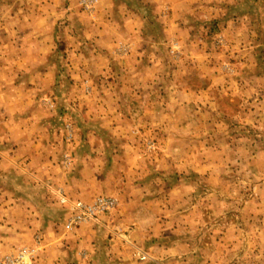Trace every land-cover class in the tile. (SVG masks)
<instances>
[{
	"label": "crops",
	"instance_id": "1",
	"mask_svg": "<svg viewBox=\"0 0 264 264\" xmlns=\"http://www.w3.org/2000/svg\"><path fill=\"white\" fill-rule=\"evenodd\" d=\"M135 1L0 0V256L264 264V181L241 199L203 182L233 169L222 120L264 102V0ZM56 191L115 207L68 227Z\"/></svg>",
	"mask_w": 264,
	"mask_h": 264
},
{
	"label": "rangeland",
	"instance_id": "2",
	"mask_svg": "<svg viewBox=\"0 0 264 264\" xmlns=\"http://www.w3.org/2000/svg\"><path fill=\"white\" fill-rule=\"evenodd\" d=\"M117 1L120 3L121 0H117ZM133 1L136 2L135 0ZM253 1H256V0H253ZM202 20H205V19H202ZM148 22L150 23V27L152 28L154 24L153 20L152 19L150 21L148 20ZM205 22L209 23L208 31L210 33H207V35L209 34L214 35L215 31H210V30L215 29L214 24H213L215 20L210 21V22L209 21H205ZM60 28L65 29L66 25L61 24ZM63 31L64 30H61L60 33H62ZM154 34L158 35V31L155 30ZM197 85H200L199 82H197ZM260 100H261V97H259V99L255 103L259 102ZM220 105L223 107L225 106V108H229V112H231L232 109H234L237 112L239 108L241 107L242 102L232 103V104L231 103L229 104L221 103ZM251 105H252L251 116L254 114L253 116L254 119H251V118H250L251 120L249 119L250 125H245V123H242L241 121L231 122L228 119L222 120L224 121V123H226L225 124L226 128L220 131L218 135L220 137H224L225 140L226 138H228V145H229L228 149L233 151L236 157H235V160H232L234 162L232 163L233 169L231 171L230 177L229 175L225 174L224 176H222L223 178L222 180L221 176L215 177V178L211 175L204 176V179H203L204 184H208V186H213L214 184L218 185V187L215 188L216 191H214L215 192L214 194L217 199H226L227 195H230V197H233L234 199H241L242 197H254V195L258 193L254 190V187H249V186L244 187V185H247L246 183L248 182H250L251 184H254V183L264 181V160L262 161L258 160L255 164L250 165L251 172H254L251 174V176L249 175L250 170L244 171L242 169L243 166L245 168L246 167L249 168L248 163H250L252 159L247 158V156H252L256 152L257 153L264 152V102L257 104L258 108L253 107L254 106L253 102L251 103ZM246 109H249V108H246ZM253 109L254 110L257 109L258 111L255 112ZM68 135H70L71 137L68 138ZM71 139H72V135L70 134V132H67L65 140L67 142H70ZM225 144L226 142L223 145ZM148 148L150 150L151 146H148ZM243 153H247V155L243 156L242 155ZM249 154H252V155H249ZM228 184H231V186H229V189L227 188ZM225 208H227V206ZM146 257L147 259H149L148 256ZM137 261H140V260L137 259Z\"/></svg>",
	"mask_w": 264,
	"mask_h": 264
},
{
	"label": "built area",
	"instance_id": "3",
	"mask_svg": "<svg viewBox=\"0 0 264 264\" xmlns=\"http://www.w3.org/2000/svg\"><path fill=\"white\" fill-rule=\"evenodd\" d=\"M71 136L68 135V138ZM58 204L64 208L68 214L67 226L75 227L85 222L96 221L101 215L108 214L115 207L113 199L97 197L92 203L85 204L81 201L71 200L59 191L53 192ZM36 247L19 248L14 253L0 256V264H33L37 257ZM138 259L144 261L146 255L139 254Z\"/></svg>",
	"mask_w": 264,
	"mask_h": 264
}]
</instances>
